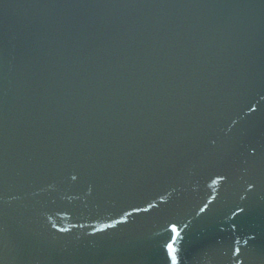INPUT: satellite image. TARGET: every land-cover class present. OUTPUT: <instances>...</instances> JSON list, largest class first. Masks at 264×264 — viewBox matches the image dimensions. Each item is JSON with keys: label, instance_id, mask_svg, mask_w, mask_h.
I'll return each instance as SVG.
<instances>
[{"label": "water", "instance_id": "water-1", "mask_svg": "<svg viewBox=\"0 0 264 264\" xmlns=\"http://www.w3.org/2000/svg\"><path fill=\"white\" fill-rule=\"evenodd\" d=\"M0 264H264V0H0Z\"/></svg>", "mask_w": 264, "mask_h": 264}]
</instances>
